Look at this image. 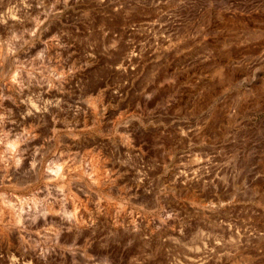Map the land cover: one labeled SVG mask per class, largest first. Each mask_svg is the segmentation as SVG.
<instances>
[{
  "label": "rangeland",
  "instance_id": "obj_1",
  "mask_svg": "<svg viewBox=\"0 0 264 264\" xmlns=\"http://www.w3.org/2000/svg\"><path fill=\"white\" fill-rule=\"evenodd\" d=\"M33 5L39 35L30 36L32 13L6 72H73L72 158L90 170L100 157L111 171L107 185L86 176L94 235L65 249H88L99 264H264V0ZM126 136L135 139L131 151ZM132 218L143 235L126 239ZM145 226L157 233L149 242Z\"/></svg>",
  "mask_w": 264,
  "mask_h": 264
},
{
  "label": "bare ground",
  "instance_id": "obj_2",
  "mask_svg": "<svg viewBox=\"0 0 264 264\" xmlns=\"http://www.w3.org/2000/svg\"><path fill=\"white\" fill-rule=\"evenodd\" d=\"M33 1L0 0V264H70L69 259L74 257L78 258V261L74 259L78 264H99L88 249H84V254L74 253L71 246L68 248L72 250L65 249L76 243L84 248L88 237L94 235L95 227L90 232L94 222L86 218L87 202L83 198L88 186L92 185L87 184L86 176L97 186L105 184L111 177L107 174L105 159L92 157L90 170H87L83 159L76 164L72 158L76 138V110L71 94L74 74L52 70L24 72L20 67L15 72H6L13 59V40L19 46L27 38L26 17L32 13L37 16L31 24L30 36L37 35L40 29L41 19ZM7 33H12L11 37ZM35 45L39 48V43ZM44 46L51 61L56 41L52 37ZM38 61L32 60L35 64ZM80 114L81 120L85 121L87 113L84 108ZM79 135L86 138L84 132H79ZM123 139L126 140L122 142L126 151L136 147L135 139L129 136ZM74 180L79 182L81 194L73 191ZM182 180L183 172L179 171L178 181L181 183ZM111 203L105 205L108 210L114 207ZM135 219H130L126 230L117 223L113 224L115 233L120 231V227L126 239L140 238L143 232L138 227V219ZM145 228L149 242L157 233L148 226ZM105 236L108 238L109 235ZM157 237L164 245L166 239L160 234ZM118 239L121 238L118 236Z\"/></svg>",
  "mask_w": 264,
  "mask_h": 264
}]
</instances>
